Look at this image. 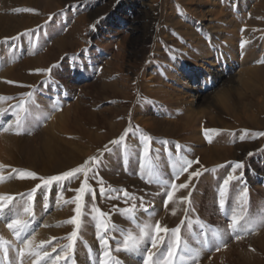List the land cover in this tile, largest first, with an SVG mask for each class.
Instances as JSON below:
<instances>
[{"label":"rangeland","instance_id":"1","mask_svg":"<svg viewBox=\"0 0 264 264\" xmlns=\"http://www.w3.org/2000/svg\"><path fill=\"white\" fill-rule=\"evenodd\" d=\"M204 1L201 6H211ZM174 4L178 7L173 8ZM196 5L197 0H6L5 4L0 0V97L4 98L0 109H6L0 114L5 123L0 127V164L9 166L0 169L5 178L0 194L14 197L6 208L22 212L31 189L41 184L33 194V215L21 217L29 221L22 237L35 236L31 224L40 210L54 214L44 239L50 243L42 248L55 258L63 254L61 247L76 230L74 250L56 264H102L104 247L98 232L108 241L110 264L117 259L121 264H144L149 253L154 254L149 264H163L175 241L171 232L159 234L163 240L157 237L156 248L152 247L156 234L150 231L138 250H123L127 232L135 233L137 225L156 220L169 229L180 226L172 264H264V136L259 135L264 132V0H248L243 7L239 2L227 4L222 12L236 22L224 25L239 40H234L237 49L244 50L242 57L236 52L243 80L237 78L234 88L226 82L204 89L205 96L193 106L199 117L196 125L185 112L176 116L172 109L167 115L172 125L164 128L152 108V102L162 96L149 86L168 78L161 72L163 65H184L197 48L185 46L180 27L188 14L186 8ZM171 10L177 19L169 18ZM228 41L233 39L228 37ZM50 67V75L37 71ZM224 89L227 98L218 99ZM25 93L32 95L28 112L21 113L26 116L24 126L16 134L15 113L18 103L27 99ZM9 124L12 129L4 132ZM126 129L120 145L110 144ZM144 135L151 137L150 158L158 165L160 183H149L141 168ZM106 145L110 152L104 150ZM101 155L103 163L88 172L94 197L92 193L84 196L81 225L76 229L65 223L76 214L75 204L65 201L75 198L83 175L47 187L39 178L58 175ZM181 158L198 159L199 164L194 163L176 183L185 182L194 170L202 174L193 178L189 188L178 190L166 207V191ZM237 162L244 166L235 168ZM13 168L35 172L37 178L21 179L12 173ZM230 174L238 179L230 182L222 197L223 180ZM245 189L247 196L241 197ZM123 191L135 200L124 197ZM189 191L191 204L182 203L180 197ZM132 203L137 206L134 220L119 211ZM93 205L108 214L106 233L97 228L99 218L91 211ZM234 212H242L247 221H241L245 226L236 232L229 228ZM11 219L0 216V237L10 241L7 259L0 245V264H21L19 256L10 252L20 242L6 226ZM31 259L23 264L35 258Z\"/></svg>","mask_w":264,"mask_h":264},{"label":"snow or ice","instance_id":"2","mask_svg":"<svg viewBox=\"0 0 264 264\" xmlns=\"http://www.w3.org/2000/svg\"><path fill=\"white\" fill-rule=\"evenodd\" d=\"M15 11L19 12L21 9H15ZM24 11H34L32 9H24ZM52 19V16H49V20ZM47 23V21H46ZM95 24H93L91 27L95 29ZM12 39H15L13 37ZM243 46V44H242ZM264 62V61H262ZM52 67H56V65H53ZM37 71H45L51 74L52 68L48 69H43V70H37ZM8 83H13L12 81H8ZM31 87V86H29ZM31 93H25L24 96L27 97V99H22L18 105H17V112L15 113L16 119L14 121L15 127H16V134H19V130L23 128L24 126V120L26 119V116H22L21 113H27L28 109L26 108V105L29 103V100L31 98ZM0 99H4L3 97H0ZM6 112V109H0V114H3ZM12 129V124H9L7 127H4L2 130L4 132H8L9 130ZM128 134V129L125 130V133L122 134L118 139L110 141V144L112 145H120L122 141L125 140V136ZM260 136H264V132L259 133ZM243 139V137H241ZM144 141V146H143V153H142V163H141V168L145 171L146 175L148 176L149 180L148 182H157L160 183V178L156 174V169L158 165L156 164L155 160L150 158V144H151V137L144 135L142 137ZM105 151L110 152L111 149L108 148V146H105ZM251 155V153H249ZM103 163L102 161V155L101 156H91L86 160L83 164L72 168L70 170L64 171L58 175H53V176H48V177H40L39 179L41 180L42 184L44 187H47L51 185L53 182H64V181H71L73 179H79L80 174L83 175V181L80 184V187L75 189L74 191L77 193L74 199L72 200H66L65 203H73L75 204V215L71 217L69 220L65 221V223L72 224L76 226V229H79L81 225L80 217L82 215V208L84 207L83 205V200L84 196L86 194L92 193L94 197L93 190L88 184L89 176L88 172L92 169L93 165L99 166ZM196 163L199 164V160H189V159H183L181 158L180 160L177 161L176 167H177V174L175 178L171 182L170 190L166 191V196L167 199L165 201V206L170 202H173L174 196L176 192L180 189H187L189 188V184L193 180V178H199V176L202 174L198 170H194L189 175L187 176V179L185 182L182 183H176L175 180L179 179L180 176H182L184 173H188L189 169L192 167V165ZM243 162H237L235 164V168L239 169L242 168ZM9 167L8 165L0 164V169H4ZM207 171V169H205ZM12 173H16L19 178L24 179V178H32L36 179L37 178V173L32 172V171H26V170H20V169H12ZM95 175V174H94ZM11 178V176H9ZM4 176L0 175V182H3ZM238 179V177L234 175H228L224 180H223V188L221 189V196L223 197L226 190L227 186L230 184L231 181ZM41 188V184H37L33 189H31V192L27 196V203L23 206L22 212H17L14 214L13 218L10 220V222L7 223V228L10 229L13 233L14 236L17 237L18 240L21 241L23 244V247L17 249V253L19 258H21V264H23V258L25 256L32 257L35 256V260L32 261V264H39V261L47 258L52 261V264H56V261L62 260V259H67L68 255L74 250V242L77 237V231L74 230L71 232L68 236L67 239L69 243L67 245H63L61 247V252L63 253L62 255H57L55 258L50 256V253L46 250H41V251H35L32 249V238L30 236H23L22 233H26L28 230V225L29 221L22 219L21 217L23 215H27L31 217L33 215V194L37 191V189ZM104 192L103 187H101V193ZM123 196L126 198H130L133 201L135 200V197H130V194L127 191H123ZM247 196V190L245 189L241 193V197H246ZM191 191H189L187 196L180 197V201L182 203L186 202L188 204H191ZM14 200V197L12 195H7V194H0V215H3V210L8 206L9 203H11ZM127 203V201H126ZM225 201L223 198L220 200V207L224 208ZM141 207H143V204H141ZM243 206H241L242 208ZM137 210V206L135 203H132L129 207L119 209L120 213L124 215L125 217L130 218L131 220L135 219V213ZM147 211V209H144ZM92 213L98 214L99 218V223L97 224L98 229H102L103 233H106L109 230V225L106 223V217L108 214L104 213L101 211L98 207L93 205L92 207ZM185 212H187V209H185ZM172 214L175 215L176 211L175 209L172 210ZM241 221H245L247 223L245 216L241 212L240 214L233 213L231 216V223L229 224V228H231L234 232L238 230V228H243L245 225L241 224ZM184 221H181V224H183ZM115 227V226H113ZM138 231L137 232H132L129 231L127 232L125 239L123 240V250L124 251H136L139 249L140 244L144 241L146 237L149 236L150 231H154L156 236L152 237V247L156 248L157 246V237H159L160 233H169L171 232L175 236V241L168 247L166 256L164 258L163 264H172L173 258L175 256L176 249L179 245V240H180V226L178 225L175 228L169 229L166 225H161V222L159 220H156L154 224L150 223H145L143 225H137ZM250 230V229H249ZM98 237L101 241V244L104 247L103 251V257L105 259L102 260V264H110L111 260V250L108 245V241L105 238L103 234L98 232ZM238 239L240 238L239 236L237 237ZM160 240H163V237H159ZM46 243H50V241H41L40 242V247L42 249V246ZM10 244V241L4 240L3 237H0V245L4 246L3 247V254L4 258H8V247L7 245ZM226 247V245H225ZM66 249V251H65ZM120 249H117L119 251ZM219 251V248L216 249ZM52 252H56V248H52ZM153 253H149L148 259L145 260L144 264H149V261L151 260V257L153 256ZM112 264H121V262L117 259L115 261H112ZM151 264H159L158 261H152Z\"/></svg>","mask_w":264,"mask_h":264},{"label":"bare ground","instance_id":"3","mask_svg":"<svg viewBox=\"0 0 264 264\" xmlns=\"http://www.w3.org/2000/svg\"><path fill=\"white\" fill-rule=\"evenodd\" d=\"M201 1L203 0H197V5L191 9L188 8L189 6L186 8L188 9V14L183 16L184 23L180 24L181 31L184 35V41L186 43L185 46L189 43L194 44V47H197L194 51L190 52L192 58L191 61L185 62L184 65H180L177 62L163 65L161 72H164L168 78L165 80H157L155 86H149L150 90H153V92L158 90L157 94L160 93L162 96L152 102V108H154L153 111L158 115L157 121H159L161 124L160 126L164 128L171 127L172 125L170 123L171 120H167L168 112L172 109L176 110V113L173 114L176 116L185 112L186 115H188L187 117L190 119V122H192V125H196L199 121V117H196L195 112H193V106L205 96L206 92H203L204 89L208 88V86L213 83L224 84L226 82L229 87L234 88L237 78L238 80L244 79L243 76L238 74L241 67L239 66L240 64H238L236 55V52L239 51V57H242L244 50L237 49L236 44L234 43V40L237 39L234 31L231 32L229 30L230 26L224 25L225 23L236 25V22L234 19L226 16V14L223 15L222 12H224V8H226L225 6H227V4L239 2L240 6L243 7L248 0H205L208 2V5H211L210 7L201 6ZM2 3L5 4L6 0H2ZM188 3L189 2L186 4ZM174 5L173 8L178 7ZM255 9L256 7H254L253 11ZM168 16L172 20H175L178 17L175 12H172V10L171 14ZM180 17H182V15ZM165 19L167 18L165 17ZM219 20L223 23H215ZM173 22L177 23L176 21ZM228 37H231L233 41L229 42ZM187 51L188 48L183 51L180 58H182V55H184L185 52L187 53ZM239 61H242V59ZM156 70L157 69H155V72ZM227 72L228 75H226ZM226 92H228L226 89L221 90L217 95L218 99L224 100L227 98ZM157 94L155 96H157ZM156 98H158V96ZM232 116L234 115L232 114ZM3 125H5V123H2L0 117V127ZM176 126L177 125H174V127ZM144 128L146 130L150 129L147 124L144 125ZM39 212L40 213L31 224L36 232L35 236L31 237V247L35 251L47 250L45 248L41 249L40 242L47 238L49 223L52 221L54 215L52 213L51 216L47 215L45 210H40ZM14 213L15 208H5L3 210V215L0 216L7 215L8 217L13 218ZM21 247H23L21 241L16 243L17 249ZM10 252L15 258L18 256L17 250L15 252L13 250ZM33 257L35 258V256H25L23 261L27 262ZM48 260L49 259L44 260L41 264L46 263ZM28 263L30 264L32 261Z\"/></svg>","mask_w":264,"mask_h":264}]
</instances>
